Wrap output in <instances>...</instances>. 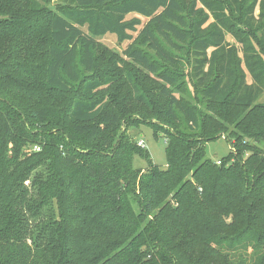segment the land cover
I'll return each mask as SVG.
<instances>
[{
    "label": "trees",
    "instance_id": "1",
    "mask_svg": "<svg viewBox=\"0 0 264 264\" xmlns=\"http://www.w3.org/2000/svg\"><path fill=\"white\" fill-rule=\"evenodd\" d=\"M50 1L0 0V264H264V0ZM108 33L135 40L125 73ZM136 107L177 131L165 168L122 130Z\"/></svg>",
    "mask_w": 264,
    "mask_h": 264
},
{
    "label": "rangeland",
    "instance_id": "2",
    "mask_svg": "<svg viewBox=\"0 0 264 264\" xmlns=\"http://www.w3.org/2000/svg\"><path fill=\"white\" fill-rule=\"evenodd\" d=\"M192 0H182L183 4L188 6ZM70 2L66 0H51L49 5L52 8L59 7L62 5H69ZM202 6L200 1H197V7ZM258 14V11L256 12ZM135 15V14H132ZM130 15L129 17H131ZM142 22H147V18L141 17ZM141 25L139 28H141ZM240 31L247 32L248 28L242 21H239ZM137 35V32L134 33V37ZM253 37V42L256 44L258 49H261V46L258 42L262 38V31L261 29L257 28L254 33H251ZM227 40L233 44L237 49L240 58L243 57V52L241 49V45L238 42L236 36L233 33H227L226 35ZM99 42L102 46L106 49V54L114 55L119 60L120 71L122 73L126 72L128 68V64L131 63V60L126 57L124 54V50L132 44L135 40H126L120 42L115 34L108 33L102 37L98 38ZM175 53L178 55V66L177 69L180 71V84L177 88H175V93L179 96H185L193 103H199L198 100H202V95L200 93V89L196 84V79L194 77L193 72V52L189 49V45L187 42H183L180 45L179 49L175 50ZM174 68V67H171ZM248 81L251 82L250 77H248ZM117 83L111 84L108 87V96L116 95L119 100H124L126 95V89L129 87L127 84H123V87H117ZM260 102H264V91L259 98ZM130 121V122H129ZM122 130L126 131L129 136L136 142L139 140H143V145L141 148L148 149L149 155L151 160L154 164H158L162 168L166 167L167 164V157H166V145L169 139L168 134L170 132H177L172 131L171 128L168 127L167 124L160 123L155 117H150V113L142 114V111L136 107L134 113L130 116L129 120H124L122 125ZM219 138L208 141L206 143V155L209 158L214 160H220V158L226 156L227 154L236 153L238 151L237 147H233L232 144L226 139L227 134L225 132L218 134ZM248 139L244 137V141ZM250 140V139H249ZM264 149V142L259 144ZM243 155H247V152H244ZM134 166L138 168H146L148 166V161L144 158L136 156L134 159Z\"/></svg>",
    "mask_w": 264,
    "mask_h": 264
},
{
    "label": "built area",
    "instance_id": "3",
    "mask_svg": "<svg viewBox=\"0 0 264 264\" xmlns=\"http://www.w3.org/2000/svg\"><path fill=\"white\" fill-rule=\"evenodd\" d=\"M138 144H139L140 146H142V145H143V140H139V141H138ZM33 148H34V150H40V146H38V145H35ZM217 162H218L219 164L221 163L220 160H218Z\"/></svg>",
    "mask_w": 264,
    "mask_h": 264
}]
</instances>
